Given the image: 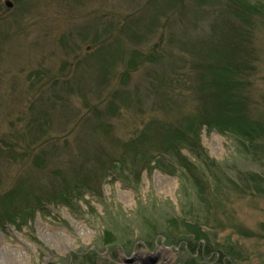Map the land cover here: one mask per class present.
Wrapping results in <instances>:
<instances>
[{"label":"rangeland","instance_id":"374dc122","mask_svg":"<svg viewBox=\"0 0 264 264\" xmlns=\"http://www.w3.org/2000/svg\"><path fill=\"white\" fill-rule=\"evenodd\" d=\"M10 1L0 0V216L19 181L31 190L38 172L67 163L80 139L123 141L147 122L189 112L200 47L215 52L224 40L201 19L216 0ZM253 38L247 113L255 118L264 114V20ZM99 102L90 125L71 120ZM201 143L219 166L202 207L177 176L143 172L130 184L113 175L76 209L48 205L32 228L0 224V264H221L211 251L227 244L238 264H264V161L226 133L203 130ZM249 172L261 180L245 182ZM195 221L210 245L202 260L166 236Z\"/></svg>","mask_w":264,"mask_h":264},{"label":"trees","instance_id":"16d2710c","mask_svg":"<svg viewBox=\"0 0 264 264\" xmlns=\"http://www.w3.org/2000/svg\"><path fill=\"white\" fill-rule=\"evenodd\" d=\"M205 3L202 22L206 24L209 34L216 35V40L218 36L224 37V40L223 43H213L219 49H214L215 52L200 47L204 50V58L197 57L193 65L198 76L193 93L198 100L192 109L171 120L147 122L127 140L115 139L110 133L104 134L102 139L92 136L91 140L89 137L80 139L78 142L84 144H74L76 152L67 163L45 165L38 172V178L31 184L34 189H26L25 181H19L16 188L6 195L4 200L12 209H3L1 225L6 221L18 229L23 226L32 228L28 222L36 213L46 214L48 205L76 209L80 197L99 190L107 177L116 175L114 178H125L132 184L138 182L143 172L152 171L189 182L202 207V200L206 201L208 183L210 179L216 183L214 174L219 169L202 146L203 130L229 134L243 153L255 161H264V114L253 118L247 113V94L253 82V62L257 58L253 32L264 20V0H216ZM194 6L198 5L195 3ZM196 47L192 48L194 53H197ZM183 57L195 60L189 55ZM99 106L100 102L89 106L87 111H79L71 120L74 123L82 122L84 126L90 125L94 119L92 115H97L95 110ZM260 178L249 172L244 173L242 179L247 183H256ZM176 228L180 229L178 233L172 235L166 232L169 236H175L171 240L166 235L168 242L180 243L190 256L195 255L199 260L210 254L207 235L198 227V222L179 223ZM189 234L194 236L196 244H191L189 238H185ZM229 245L223 248L224 251L221 248L211 251L215 254L216 260L213 259L216 263L241 262L238 252ZM189 260L181 264H189Z\"/></svg>","mask_w":264,"mask_h":264},{"label":"water","instance_id":"95a60500","mask_svg":"<svg viewBox=\"0 0 264 264\" xmlns=\"http://www.w3.org/2000/svg\"><path fill=\"white\" fill-rule=\"evenodd\" d=\"M5 5L8 6V7H11L12 3L9 0H5Z\"/></svg>","mask_w":264,"mask_h":264}]
</instances>
